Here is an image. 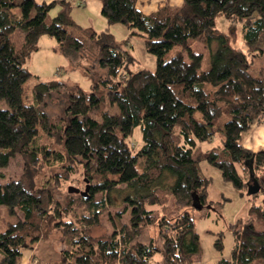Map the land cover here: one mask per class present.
<instances>
[{"label": "trees", "instance_id": "obj_1", "mask_svg": "<svg viewBox=\"0 0 264 264\" xmlns=\"http://www.w3.org/2000/svg\"><path fill=\"white\" fill-rule=\"evenodd\" d=\"M101 1L109 25L123 24L129 37L143 38L156 57L155 69L132 70L136 57L106 28L94 32L104 71L90 92L68 93L57 79L38 81L34 102L25 103L32 76L27 61L40 38L54 37L63 51L84 44L65 29L75 25L67 0H0V101L8 105L0 109V168L18 155L28 172L49 167V176L34 188L33 178L0 181V205L17 218L0 230V264H20L25 249L55 230L71 236L64 264H149L158 252L166 264L193 262L200 236L190 209L206 192L203 161L220 168L235 187L254 178L261 184L248 194L254 201L261 195L260 203L249 206L245 221L230 225L231 256L214 264H264V229L255 224L264 221V150L242 144L243 133L264 122V67L252 73L254 61L233 44L235 31L230 38L216 26L219 15L231 27L241 23L246 50L263 57L264 0H182L149 13L137 7L139 0ZM58 5L60 11L51 16ZM17 6L20 13L14 12ZM16 29L25 33L17 49L10 40ZM194 41L210 50L207 70L201 69L203 53L192 49ZM62 99L68 101L63 115L47 113L48 100ZM107 103L118 112L106 109ZM136 126L141 127L137 147L132 143ZM218 131L225 135L222 148L204 149ZM84 182L86 195L68 191L70 183ZM160 189L171 190L179 203L175 209H169ZM114 193L122 195L117 214L111 213L118 204ZM106 212L114 230L92 236L89 231ZM152 226L160 245L153 237L139 240ZM215 245L222 249L221 238Z\"/></svg>", "mask_w": 264, "mask_h": 264}, {"label": "rangeland", "instance_id": "obj_2", "mask_svg": "<svg viewBox=\"0 0 264 264\" xmlns=\"http://www.w3.org/2000/svg\"><path fill=\"white\" fill-rule=\"evenodd\" d=\"M37 2H51L53 0H36ZM70 6V14L75 25H65V29L70 35L80 40L84 46L80 50L72 49L63 51L59 47L58 41L51 36L43 35L40 38L38 48L32 53L27 61V67L32 73L31 78L26 83V94L24 102H34L33 86L38 81H48L57 79L66 84L68 93L77 92L82 89L85 92L92 90L93 84L99 79L100 74L104 69L98 62L99 57V43L96 33L104 31L106 28L115 35L123 46L136 57V61L130 64L132 70L140 68H148L154 70L156 67V57L146 50L143 38L139 35H132L129 37V30L123 24L109 25L102 15V1L101 0H67ZM61 6H56L50 11L51 16H56L60 11ZM14 12L20 13L21 8L17 6ZM217 29L226 33L233 38V31L236 33V41L234 46L242 48L249 54V58L254 61L251 67V72L256 74L264 67V56H251L248 52L247 45L243 35V26L241 23L230 26L229 20L224 15H219L216 18ZM10 40L17 49L25 41V33L21 29H16L11 35ZM192 49L195 52L203 53V62L201 69L207 70L210 67V50L202 41H194ZM252 54V53H251ZM56 95H54L55 97ZM60 102V103H59ZM48 100L46 107L47 113L50 115H63L65 106L68 101ZM8 108L5 100L0 101V109ZM106 109L111 113L118 112L116 106L106 104ZM247 132V131H246ZM244 132L243 134H245ZM134 138L132 143L135 147L141 143V127L136 126L134 129ZM225 139L223 131H218L212 142L202 144L206 149L214 148L219 151ZM237 168V166H236ZM239 169V168H238ZM26 170L23 159L20 155L11 159L8 166L0 168V181L5 182L9 180H17L24 178L30 180L33 178V188L41 185L49 176V167L43 166L42 170L37 173ZM211 181V180H210ZM229 187L234 185L227 182ZM243 184V183H242ZM67 185V184H66ZM80 189L85 188L84 183H70ZM68 188V186H67ZM66 188V189H67ZM235 190V186L233 187ZM224 189L215 179L206 188V204L203 208L194 206L190 209L195 221V230L200 236V250L195 255L194 261L188 264H214L219 259L231 256L234 245V236L230 229V225L240 223L249 217V206L253 203H260V197L256 201L250 200L248 195V186L242 189L240 193ZM159 192L168 196V206L170 210L175 209L179 203L176 202L175 196L171 190L160 189ZM113 199L118 204L111 207V213L117 214V211L123 209L122 195L114 193ZM245 200V201H242ZM118 216V215H116ZM16 216L10 215L4 205H0V230H5L10 223H15ZM257 229H264V221L255 219ZM114 230L113 221L110 218V212L102 215L101 224L92 228L89 233L92 236H106ZM159 232L157 226L147 227L142 235L139 237L140 241H147L151 237L155 238L160 245ZM221 238L222 249H218L215 242ZM71 247V236L68 233L55 230L53 235L49 238H42L36 241L31 247L25 249L21 256V261L24 260V255L27 253L34 254L39 261V264H64L63 249ZM31 264V263H30ZM149 264H166L163 255L158 252L151 259Z\"/></svg>", "mask_w": 264, "mask_h": 264}, {"label": "crops", "instance_id": "obj_3", "mask_svg": "<svg viewBox=\"0 0 264 264\" xmlns=\"http://www.w3.org/2000/svg\"><path fill=\"white\" fill-rule=\"evenodd\" d=\"M181 3L182 0H139L137 7L145 13H149L164 5L179 6ZM242 144L245 148H248L252 151L264 150V122L253 125L245 134H243ZM206 149H211V148L207 147ZM201 168L205 178L207 179L208 189L213 179H215L216 182L219 183L224 189L229 191L233 189L234 186L233 187L231 186V188H227L229 187V184L223 179L220 168L213 165L212 162L203 161L201 163ZM236 172L239 175H241V169L239 166H237ZM244 188L245 186L242 184L239 187H235V190L233 189V192L240 193L242 189L244 190ZM205 194L200 197V202L203 205L206 204L205 200H208L206 199L207 197ZM242 201L245 200L242 199ZM30 263L39 264V261L34 256V254L27 253L26 255H24L23 261H21L20 259V264H30Z\"/></svg>", "mask_w": 264, "mask_h": 264}, {"label": "water", "instance_id": "obj_4", "mask_svg": "<svg viewBox=\"0 0 264 264\" xmlns=\"http://www.w3.org/2000/svg\"><path fill=\"white\" fill-rule=\"evenodd\" d=\"M250 172H251V176L253 178L254 175H253V168L252 167L250 168ZM247 186H248V194L249 195L258 192L261 189V184L259 183V181L256 178L250 180L247 183ZM88 189H89L88 184L86 185V187H85L84 190L83 189H80V188H78L76 186L70 185L69 188H68V191L69 192H77V193H81L83 195H86L87 192H88ZM193 205L196 206V207H199V208H203V206H204L200 202V199L197 196L194 198V204Z\"/></svg>", "mask_w": 264, "mask_h": 264}]
</instances>
